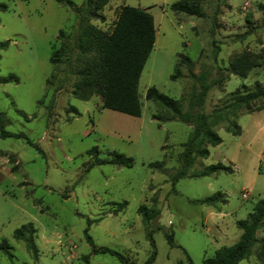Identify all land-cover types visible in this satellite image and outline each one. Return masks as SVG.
<instances>
[{
    "label": "rangeland",
    "instance_id": "rangeland-1",
    "mask_svg": "<svg viewBox=\"0 0 264 264\" xmlns=\"http://www.w3.org/2000/svg\"><path fill=\"white\" fill-rule=\"evenodd\" d=\"M71 1L74 6L0 0L7 6L0 9V42H8L0 47V77H18L17 83H0L5 129L24 132L39 147L22 138L0 137V150L12 154L17 164L11 172L7 157H0V241L5 238L10 246L9 254L0 251V264H122L108 253H91L85 234L94 245L121 252L131 264H142L152 249V264L185 263L187 257L203 264L217 248L239 239L235 221L246 218L264 198V109H226L234 92L251 90L255 81L264 86V10L258 7L264 0H202V16L172 12L170 5L178 0H110L100 11L102 19L88 18L94 28L110 30L122 5L152 15L156 34L138 80L139 117L102 108L98 95L86 101L71 95L79 53L75 7L82 9L84 0ZM60 29L63 38L57 37ZM62 40L66 50L52 64L51 53ZM246 50L261 54L260 66L239 77L229 64ZM180 53L192 66H182L181 75L171 79ZM200 74L205 83L216 82L201 106H190ZM151 86L178 100L183 112L210 115L220 109L226 115L210 124L222 142L206 143L209 155H195L188 176L174 183L192 125L145 99ZM229 122L240 126L239 136L226 131ZM94 146L98 159L107 160L116 151L132 157L133 165L95 164L87 154ZM156 161L163 162L160 169L148 166ZM217 162L233 171L194 176ZM216 192L221 196L213 205L192 202ZM140 205L156 214L148 223L138 212ZM28 222L35 228V255L13 237ZM256 237H264V226ZM256 248L238 264H258Z\"/></svg>",
    "mask_w": 264,
    "mask_h": 264
},
{
    "label": "trees",
    "instance_id": "trees-1",
    "mask_svg": "<svg viewBox=\"0 0 264 264\" xmlns=\"http://www.w3.org/2000/svg\"><path fill=\"white\" fill-rule=\"evenodd\" d=\"M55 1L62 5L74 6L71 0ZM109 1L84 0V7L82 9L75 7L79 17V33L77 36L79 53L75 61L77 65L76 81L70 93L74 98L84 101L88 100L92 95H98L102 98V108L139 117L141 114V102L138 97L137 86L140 74L155 41L156 32L153 17L145 9L122 5L110 30L94 28L87 22L88 18L102 19L103 16L100 14V11ZM201 1L178 0L170 5V10L174 13L202 16ZM258 7L264 10V4H258ZM6 8V4L0 3V9L4 10ZM57 37H64L63 30H59ZM7 44V41L0 42V47H5ZM65 50L66 42L62 40L59 47L52 51L50 62L52 64L59 63ZM259 59H261L260 53H253L247 50L242 51L230 61L229 70L236 76L246 77L252 68L260 66ZM182 66L190 69L192 60L187 55L180 53L178 54V62L174 73L171 75V79H175L179 74L181 75ZM191 76L195 77L192 73ZM197 78L200 80L199 91L191 94L189 100L190 106H201L210 85L216 82L213 79L205 83V76L203 74H200ZM7 82L17 83V75L9 73L7 76L0 77V83ZM145 99L163 107L172 117L192 125L187 139L182 143V151L180 153L181 166L172 176V183H174L178 179L188 176V169L192 165L195 155L203 158L209 155V150L205 147L206 143L216 146L222 142L221 137L211 129L210 124H215L226 119L225 112L220 109H214L210 115L199 112H183L178 100L159 92L153 86L146 89ZM259 100H262L260 104L251 106L252 103ZM241 107L245 108L247 113L264 109V86L255 81L251 90L243 93L234 92L226 109L237 110ZM76 113L78 114V112ZM6 123V115L0 110L1 138H22L29 145L39 150V147L31 142L24 132L6 130ZM226 131L233 136L241 134L240 126L234 122H229ZM97 152L98 148L94 146L87 151V154H92L94 163L98 165L110 163L116 166L130 167L134 162L132 157L116 151L109 152V159L101 160L97 158ZM0 157H7L11 165V172L17 171V164L12 154H7L0 150ZM162 165V161L148 164L152 169H160ZM232 171L230 166L217 162L205 166L204 169L194 176L203 177ZM220 196L221 192H216L210 196L194 199L192 202L195 204L213 205L219 201ZM138 212L142 215L144 223H148L156 215L155 212L148 213V209L144 205L139 206ZM235 224L241 230L239 239L231 245H223L217 248L212 256L203 259V264H238L252 253V249L256 244L255 255L258 259V264H264V237H256V231L264 226V198H259L246 218L236 220ZM34 233V226L31 222H28L16 228L13 232V237L16 240L24 241L27 249L35 255L37 249L33 240ZM85 233H87V229H85ZM85 237L91 245V253H108L122 264H131L127 256L121 252L109 247H98L94 245L88 234H85ZM148 237L151 240L149 234ZM151 243L153 245L152 240ZM9 249L10 246L7 240L3 238L0 241V251L4 254H9ZM87 258L85 255L84 259L87 260ZM154 258L155 250L152 249L150 255L142 264H152ZM178 264H192V262L187 257L185 263L179 262Z\"/></svg>",
    "mask_w": 264,
    "mask_h": 264
},
{
    "label": "built area",
    "instance_id": "built-area-1",
    "mask_svg": "<svg viewBox=\"0 0 264 264\" xmlns=\"http://www.w3.org/2000/svg\"><path fill=\"white\" fill-rule=\"evenodd\" d=\"M242 197L246 198L247 197V194L246 193H243L242 194Z\"/></svg>",
    "mask_w": 264,
    "mask_h": 264
},
{
    "label": "crops",
    "instance_id": "crops-1",
    "mask_svg": "<svg viewBox=\"0 0 264 264\" xmlns=\"http://www.w3.org/2000/svg\"><path fill=\"white\" fill-rule=\"evenodd\" d=\"M262 130L264 131V123H263V125H262Z\"/></svg>",
    "mask_w": 264,
    "mask_h": 264
}]
</instances>
